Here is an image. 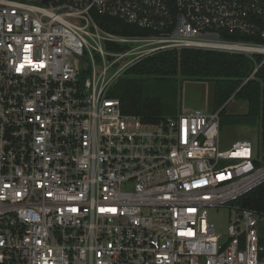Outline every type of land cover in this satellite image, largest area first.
<instances>
[{
  "label": "built area",
  "instance_id": "2783aa9c",
  "mask_svg": "<svg viewBox=\"0 0 264 264\" xmlns=\"http://www.w3.org/2000/svg\"><path fill=\"white\" fill-rule=\"evenodd\" d=\"M184 48L264 56V0H0V264H264L263 213L235 207L226 242L209 220L264 182L251 139L221 147L220 109L146 122L110 94Z\"/></svg>",
  "mask_w": 264,
  "mask_h": 264
},
{
  "label": "trees",
  "instance_id": "16d2710c",
  "mask_svg": "<svg viewBox=\"0 0 264 264\" xmlns=\"http://www.w3.org/2000/svg\"><path fill=\"white\" fill-rule=\"evenodd\" d=\"M98 20L102 27L116 33H144V30L116 17L101 16ZM231 36L238 37L235 34ZM263 58V55L251 58L241 53L197 48L166 50L133 65L127 75L114 84L110 94L120 99L124 113L138 115L146 122H155L177 113L166 109L168 103L164 94L154 89L157 85L155 81L212 79L221 128L243 126L253 129L260 134V145L264 147V64L255 71L257 63ZM152 80L153 83H146ZM232 99L246 102L247 109L229 112L228 105ZM237 200L240 206L264 214V182Z\"/></svg>",
  "mask_w": 264,
  "mask_h": 264
},
{
  "label": "rangeland",
  "instance_id": "374dc122",
  "mask_svg": "<svg viewBox=\"0 0 264 264\" xmlns=\"http://www.w3.org/2000/svg\"><path fill=\"white\" fill-rule=\"evenodd\" d=\"M151 80V79H149ZM147 81L146 83H153ZM154 88L164 94L168 105V111L177 113H188L201 109L205 112L215 111V82L212 79H177L171 81H155ZM247 109L246 102L232 99L228 105V111L243 112ZM254 131V130H253ZM252 130L243 126H224L221 132V143L223 148H230L238 139L250 138ZM237 139V140H236ZM260 165L264 166V147L260 145ZM240 206L238 200H234L225 206L211 208L209 220L215 225L217 234L222 236L226 242L229 238L228 225L235 220V207Z\"/></svg>",
  "mask_w": 264,
  "mask_h": 264
},
{
  "label": "water",
  "instance_id": "95a60500",
  "mask_svg": "<svg viewBox=\"0 0 264 264\" xmlns=\"http://www.w3.org/2000/svg\"><path fill=\"white\" fill-rule=\"evenodd\" d=\"M253 155L256 157L260 149V134L256 132L252 137Z\"/></svg>",
  "mask_w": 264,
  "mask_h": 264
},
{
  "label": "crops",
  "instance_id": "0c3cea01",
  "mask_svg": "<svg viewBox=\"0 0 264 264\" xmlns=\"http://www.w3.org/2000/svg\"><path fill=\"white\" fill-rule=\"evenodd\" d=\"M214 104H215V102H214ZM247 129H248V128H247ZM248 130H251V129H248ZM221 132H222V128H221ZM255 133H256V132L253 131V129H252V134H251L252 136L249 138V139H251V141H252V137H253V135H254ZM236 140H237V139H236ZM238 140H240V139H238ZM238 140H237V141H238ZM234 142H236V141H234ZM234 142H233V143H234ZM220 144H221V147H222L223 145H222V143H221V135H220ZM259 152H260V149H259ZM259 155H260V153H259ZM257 156H258V155H257Z\"/></svg>",
  "mask_w": 264,
  "mask_h": 264
}]
</instances>
